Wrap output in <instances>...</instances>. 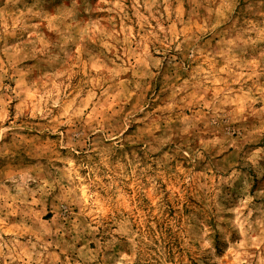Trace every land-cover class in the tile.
Segmentation results:
<instances>
[{"label": "rangeland", "instance_id": "rangeland-1", "mask_svg": "<svg viewBox=\"0 0 264 264\" xmlns=\"http://www.w3.org/2000/svg\"><path fill=\"white\" fill-rule=\"evenodd\" d=\"M0 264H264V0H0Z\"/></svg>", "mask_w": 264, "mask_h": 264}]
</instances>
